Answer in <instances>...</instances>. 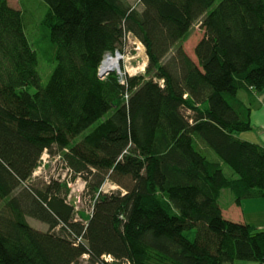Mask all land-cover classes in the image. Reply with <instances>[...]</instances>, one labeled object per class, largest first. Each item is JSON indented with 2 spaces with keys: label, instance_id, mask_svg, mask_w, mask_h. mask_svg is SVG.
<instances>
[{
  "label": "trees",
  "instance_id": "obj_1",
  "mask_svg": "<svg viewBox=\"0 0 264 264\" xmlns=\"http://www.w3.org/2000/svg\"><path fill=\"white\" fill-rule=\"evenodd\" d=\"M44 1L45 84L23 8L0 0V264H264V228L220 204L225 189L264 197V145L240 137L253 126L239 96L264 89V0ZM196 24L195 60L183 41ZM128 33L148 63L126 86L98 69ZM45 151L85 179L89 205L68 200V177L30 181Z\"/></svg>",
  "mask_w": 264,
  "mask_h": 264
},
{
  "label": "rangeland",
  "instance_id": "obj_2",
  "mask_svg": "<svg viewBox=\"0 0 264 264\" xmlns=\"http://www.w3.org/2000/svg\"><path fill=\"white\" fill-rule=\"evenodd\" d=\"M9 3L12 6H15L16 8H23L25 12V27H26V33L29 37V40L32 44V46L38 50V56H39V72L42 78V82L45 84L50 75L52 70L55 67V63L49 60V51L51 48V44L48 37V30H43L41 26V21L45 17L47 11H48V4L44 0H8ZM133 5L139 6L138 0H130ZM203 36V30L200 28L199 24L194 25L192 30L190 31L188 37L183 41V45L185 50L189 53V55L196 60V55L194 52L195 46L199 42V40ZM126 53V52H125ZM127 60L124 62L122 61V67L127 65L131 70L130 72L133 73L134 71L138 74H142L145 72V67L148 63V56L146 54L145 47H141L140 50L135 51L132 50L130 55L128 54ZM134 67V68H132ZM134 72V73H135ZM35 88L32 87L30 91H34ZM186 114H192L193 112L191 110L184 109L183 111ZM253 128V127H252ZM254 128L250 129L248 131H245V134L249 137H253ZM253 132V133H252ZM244 134V133H243ZM251 135V136H250ZM49 153V152H48ZM212 155H215L211 151ZM50 159H48V162L45 166V168L42 169H36V174L34 173L33 178L30 180L35 184L43 185V183H46V178L49 179H67V176H69L66 171V166L64 165V161L62 159L55 160V156H51ZM216 156V155H215ZM42 161V160H41ZM224 171L228 176H235L234 172L231 168L224 165ZM69 180V188L70 192H73L75 195L82 196L83 200L85 202V206L88 204V199L91 195V192L87 190L86 188V182L85 179L81 176L80 178L73 179V174L68 177ZM118 186V185H117ZM119 189V186L117 187ZM230 195H233L230 190H228ZM74 199V197H73ZM260 201V200H256ZM264 201L262 202H254L249 204V208L256 207L259 210L250 211L245 213L246 218L249 221H252V223H264ZM2 206V203H1ZM28 222L31 226L40 229V230H47L49 228L48 224L45 222H42L36 218L28 217ZM189 236L191 239L195 236V231L192 230L189 233ZM235 264H258L254 261H244V260H237Z\"/></svg>",
  "mask_w": 264,
  "mask_h": 264
},
{
  "label": "crops",
  "instance_id": "obj_3",
  "mask_svg": "<svg viewBox=\"0 0 264 264\" xmlns=\"http://www.w3.org/2000/svg\"><path fill=\"white\" fill-rule=\"evenodd\" d=\"M239 96L251 107V123L254 128L253 137H249L243 133H241L240 137L244 140H248L251 142H257L264 145V89L260 92H255L253 94L241 91ZM252 128V129H253ZM251 136V135H250ZM231 192V191H230ZM233 194V193H232ZM260 200V201H256ZM264 201V197L262 198H251V199H244L238 204L235 200V196L230 195L228 189L222 191L220 197V204L222 208V212L224 217L240 221V222H247L250 224L256 225L259 229L264 228V223H252L246 218L247 212L259 210L256 207L249 208V204L254 202H262ZM264 206V205H263Z\"/></svg>",
  "mask_w": 264,
  "mask_h": 264
},
{
  "label": "built area",
  "instance_id": "obj_4",
  "mask_svg": "<svg viewBox=\"0 0 264 264\" xmlns=\"http://www.w3.org/2000/svg\"><path fill=\"white\" fill-rule=\"evenodd\" d=\"M142 47V43L137 40L135 37H133V35L131 33L127 34V41H126V45L124 47V51H120V50H116L115 52H108L105 54L104 59L102 60L101 64L99 65V69H98V73L101 76V78H106L107 76H109L112 72L116 73V75L118 76V80L120 83L125 84L126 86L128 85V81H127V76L128 75H136L138 74L137 72H130V68L126 66H124V68L122 67V61L124 60V62L127 60L128 54L130 55L132 50L138 51L140 50V48ZM126 52V53H125ZM108 59H111V61H115V64H112L111 67L106 65V61H108ZM117 61V62H116ZM107 68L106 73L103 75L102 71L104 68ZM134 68V67H132ZM161 83H163V81H161ZM129 98V93L126 92L125 94V99L128 100ZM50 155L47 151L44 152L42 158H41V165L38 167V169H42L45 168L48 159H50ZM55 160H60L61 156L57 155L56 157H54ZM66 171L68 174L69 172V176L71 175V169L70 167H66ZM36 174V171L34 172ZM67 176V177H69ZM117 184L107 180L106 183L104 184V186L102 187L101 190L105 191V192H110V191H114L117 189ZM81 195V194H80ZM80 195H75L73 192H70L68 195V200L73 202L75 204V208L76 210H81L84 207L85 201L83 200L82 196ZM74 197V199H73ZM90 211V207H88L85 212L88 214ZM76 221L81 220V218L79 217V215L77 214L75 217ZM81 240V238L78 239V242ZM77 242V243H78ZM88 254H84L83 258H87ZM103 258L106 261H112L113 258L111 255H104Z\"/></svg>",
  "mask_w": 264,
  "mask_h": 264
},
{
  "label": "bare ground",
  "instance_id": "obj_5",
  "mask_svg": "<svg viewBox=\"0 0 264 264\" xmlns=\"http://www.w3.org/2000/svg\"><path fill=\"white\" fill-rule=\"evenodd\" d=\"M116 62H117V61H116ZM112 64H115V61L113 62V61H111V59H108V61H106V65H107V66L111 67ZM106 71H107V68L105 67V68L103 69V71H102V74L104 75V74L106 73Z\"/></svg>",
  "mask_w": 264,
  "mask_h": 264
}]
</instances>
